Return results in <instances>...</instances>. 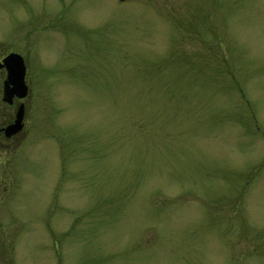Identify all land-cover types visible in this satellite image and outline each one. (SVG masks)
<instances>
[{"label": "rangeland", "instance_id": "1", "mask_svg": "<svg viewBox=\"0 0 264 264\" xmlns=\"http://www.w3.org/2000/svg\"><path fill=\"white\" fill-rule=\"evenodd\" d=\"M0 51V264H264V0H0Z\"/></svg>", "mask_w": 264, "mask_h": 264}, {"label": "water", "instance_id": "2", "mask_svg": "<svg viewBox=\"0 0 264 264\" xmlns=\"http://www.w3.org/2000/svg\"><path fill=\"white\" fill-rule=\"evenodd\" d=\"M8 68V79L5 82L3 100L11 102L14 95L23 98L26 96L28 87L25 83V64L23 57L16 52L9 53L3 60ZM23 104L19 106L16 118L13 123L9 124L5 131L7 135H12L20 130L23 126Z\"/></svg>", "mask_w": 264, "mask_h": 264}, {"label": "flooded vegetation", "instance_id": "3", "mask_svg": "<svg viewBox=\"0 0 264 264\" xmlns=\"http://www.w3.org/2000/svg\"><path fill=\"white\" fill-rule=\"evenodd\" d=\"M10 52H4V51H0V80L2 81V87H1V92H2V96H1V100L5 103H7L8 105H16V108L14 110V116L13 119L11 121H9L7 124L4 125H0V145H7L9 143V141H12V139L16 138L25 128V103L23 102L24 98H19L18 96L14 95L12 98L11 102H7L3 100V95H4V88H5V82L8 79V68L5 65V63L3 62L4 58L9 54ZM24 64H25V77L24 80L26 82V84L28 85V65H27V61L24 58ZM23 104V109H24V114H23V126L20 130H18L16 133L12 134V135H7L5 128L14 122L15 120V116H16V111L19 108L20 105ZM8 142V143H5Z\"/></svg>", "mask_w": 264, "mask_h": 264}]
</instances>
